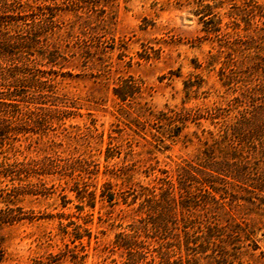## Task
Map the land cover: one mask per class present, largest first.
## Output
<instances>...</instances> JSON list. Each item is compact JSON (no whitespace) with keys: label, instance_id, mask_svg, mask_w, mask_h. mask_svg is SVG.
Returning a JSON list of instances; mask_svg holds the SVG:
<instances>
[{"label":"rangeland","instance_id":"rangeland-1","mask_svg":"<svg viewBox=\"0 0 264 264\" xmlns=\"http://www.w3.org/2000/svg\"><path fill=\"white\" fill-rule=\"evenodd\" d=\"M35 1L56 60H42L32 118L8 132L7 161L22 165L0 189L16 187L22 218L0 226V264H120L115 240L149 220V189L204 155L220 112L261 98L264 0ZM243 154L264 170L262 152ZM215 194L223 205L186 210L197 217L189 236L179 218L141 238L177 264H264V191Z\"/></svg>","mask_w":264,"mask_h":264},{"label":"trees","instance_id":"trees-1","mask_svg":"<svg viewBox=\"0 0 264 264\" xmlns=\"http://www.w3.org/2000/svg\"><path fill=\"white\" fill-rule=\"evenodd\" d=\"M34 2L0 0V175L12 174L22 165L7 161L5 145L9 143L8 132L18 123L24 124L32 118L36 109L30 105L39 99L40 91L45 88L42 60L46 58V63L56 60L54 47L40 32L47 18L45 7L40 3L34 5ZM258 55L257 64L261 66L264 56L261 53ZM236 67L234 64V75ZM259 87L261 98L239 110L234 117L226 118L228 114L220 112L222 118L218 135L212 138V144L204 149V155L198 161L179 166L175 179L163 177L159 186L149 189L142 202L149 220L144 226H133L132 233H119L115 240V246L126 249V259L120 264H177L180 259H172L174 254L170 249H164L163 244L150 248L141 238V227L146 230L151 226L157 231H167L181 218L184 233L189 236L197 217L193 211L188 213L186 210L190 211L197 205L207 208L210 202L223 205L215 193L223 199L234 185L249 193L264 191V170L258 162L261 158L254 156L251 159L243 154L247 147L264 155V84ZM116 89L121 90L119 87ZM117 90L116 93L125 98L126 95ZM170 130L176 131L175 126H171ZM179 131L181 128L175 134L178 135ZM15 192V186L6 192L0 189V226L13 224L22 218L21 208L14 205ZM219 224L217 220H210L208 227L213 230L219 228ZM82 236L79 230L75 232V238ZM85 255L75 253L73 257L77 259ZM2 257L0 250V262Z\"/></svg>","mask_w":264,"mask_h":264}]
</instances>
